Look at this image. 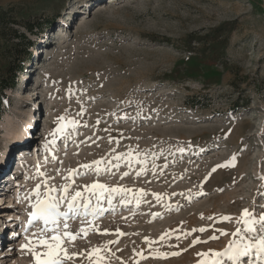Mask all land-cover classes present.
<instances>
[{
    "label": "rangeland",
    "instance_id": "374dc122",
    "mask_svg": "<svg viewBox=\"0 0 264 264\" xmlns=\"http://www.w3.org/2000/svg\"><path fill=\"white\" fill-rule=\"evenodd\" d=\"M0 8L30 41L25 48L0 26V76L15 83L0 95V264L48 259L37 242L53 235L76 254L61 264H198V253L211 259L264 236V222L255 232L245 224L264 215V0H0ZM80 14L88 21L75 32ZM93 183L131 191L113 193L111 206L105 194L95 216L70 214L67 229L61 218L55 233L29 224L37 185L40 199L54 189L59 200L89 196ZM237 264H264V254L252 249Z\"/></svg>",
    "mask_w": 264,
    "mask_h": 264
},
{
    "label": "snow or ice",
    "instance_id": "6c2138e0",
    "mask_svg": "<svg viewBox=\"0 0 264 264\" xmlns=\"http://www.w3.org/2000/svg\"><path fill=\"white\" fill-rule=\"evenodd\" d=\"M63 119V118H60ZM71 123H75L72 121ZM63 125L61 126L58 131L63 130ZM130 155V154H129ZM121 156H116V160H120ZM234 159V158H233ZM102 163V161H95L94 164L97 165L96 171L99 172V164ZM226 166V165H221ZM83 167H89L88 165H85ZM114 167H119V165H114ZM215 171V169H213ZM38 175H44L43 173H40L38 171ZM124 175H127L125 173ZM139 175V173H138ZM264 179V177H262ZM39 187L40 185L36 186V189L33 190V194L36 195L37 200L36 203L32 205L33 211L30 213L31 219L29 220V224L32 223L33 220H39L43 222L44 228L41 230V235L43 232H58L60 231L59 223L61 218H64V229L68 228L67 225V218L71 214L72 218H75L77 215L83 214L85 216L87 215H97L98 210L100 212L104 211V209H99V204L101 201V198L107 194V201L109 206L112 205V194L113 193H127L130 192V189H122L119 187H108L101 183H93L90 186H86L85 191L89 192L91 195L85 196L84 193L81 191H76L74 194L71 195V198L68 199L67 195H61L59 200L56 199V197L48 195V192L54 191V189H48L45 193V198L40 199L39 197ZM68 187L65 186L61 191L63 193L68 192ZM142 194V193H141ZM92 197H95L97 204L96 206L91 205V199ZM83 198V204L81 205L80 200ZM157 199H160L159 196L156 197ZM67 203V210L66 211H60L59 205L61 203ZM137 204H139L140 200L137 197ZM121 203L124 204L126 201L122 198ZM83 208V212L81 213L80 209ZM251 214L248 213L247 210H244V213L242 214L243 217L250 216ZM223 219L228 220L229 217H224ZM264 222V215H261L259 218V221L257 220H245V224L248 225L247 231L248 232H255V229L251 227L252 224ZM54 226V227H53ZM80 231H84V229H81ZM193 231H205V229H193ZM239 231V229L237 230ZM261 231H264V223H261ZM190 234V233H189ZM223 234V233H222ZM65 236H69L70 239H74L75 237L72 236L68 231L64 232ZM235 235V233L233 234ZM164 235H161L160 240H164ZM179 237H177L178 239ZM211 239H216V237H211ZM146 242L152 243L151 241H148L147 238H145ZM199 240H194L193 245L196 243H199ZM37 243L40 245H44L48 248V252L45 253V255L48 257V259L43 261H38V264H61V259H71L72 256L76 255L68 254L66 250L62 249L60 244V237L58 235H53L51 240H46L44 238H41ZM232 244L236 245L233 248L226 249L224 252H212L211 253V259H208L209 253H198L197 255L202 257L198 261V264H222V261L220 259H217L218 257L222 256H228V258L232 261V264H237V261L240 257L243 256H249L251 254L252 249L256 250L257 258H261V254H264V236H260L255 240V243H249L245 242L243 244H239L238 242H231ZM24 247V245H22ZM98 251V250H93ZM61 253H63V257L61 256ZM35 255V253H34ZM169 255L175 256L179 255L178 252H172V253H160L158 258L166 259ZM143 258V257H142ZM99 264V261L97 262Z\"/></svg>",
    "mask_w": 264,
    "mask_h": 264
},
{
    "label": "trees",
    "instance_id": "16d2710c",
    "mask_svg": "<svg viewBox=\"0 0 264 264\" xmlns=\"http://www.w3.org/2000/svg\"><path fill=\"white\" fill-rule=\"evenodd\" d=\"M7 15L5 14V11L3 8H0V26L3 27V25H8V31H10L11 35L10 38L17 39V43L20 44L22 43L23 46L26 48L28 45H30V41L26 39L23 33H19L17 29L13 26V24H18L14 19H7ZM10 20V21H9ZM10 24L12 26H10ZM24 27L28 30L31 31L33 29V26H25ZM4 36V35H3ZM15 83H6V79H4L3 76H0V95L2 91L8 87H13Z\"/></svg>",
    "mask_w": 264,
    "mask_h": 264
},
{
    "label": "bare ground",
    "instance_id": "6f19581e",
    "mask_svg": "<svg viewBox=\"0 0 264 264\" xmlns=\"http://www.w3.org/2000/svg\"><path fill=\"white\" fill-rule=\"evenodd\" d=\"M113 1V0H112ZM95 7H96V12H98V11H101V10H104L105 9V4H103V2H100V3H98L97 5H95ZM95 13V12H94ZM89 16H87V17H84L83 16V14H80V16H79V18H78V20H77V22H75V23H77L76 25H75V28H74V31L75 32H78L79 30H81V28L83 27V25L88 21V18ZM36 120V118L35 117H31L30 118V120L27 122V125H26V128H25V130H24V132H25V134H24V136H28L29 134H30V128H31V126H34V121ZM29 131V132H28ZM30 136V135H29ZM25 138V137H24ZM22 150V149H21ZM24 150V149H23ZM24 151H23V153H21L19 156H18V159H20V158H26L27 156H26V154L24 155ZM17 159V160H18ZM21 161H18V163H20ZM8 164V160H6V162H5V165L6 166H8L7 165ZM14 164V163H13ZM13 168V167H12ZM11 171H12V169H11ZM3 202H4V198L2 197V194H0V206H2L3 205Z\"/></svg>",
    "mask_w": 264,
    "mask_h": 264
}]
</instances>
